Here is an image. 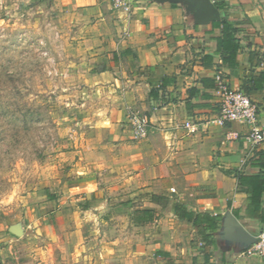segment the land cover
Segmentation results:
<instances>
[{"label":"crops","instance_id":"0c3cea01","mask_svg":"<svg viewBox=\"0 0 264 264\" xmlns=\"http://www.w3.org/2000/svg\"><path fill=\"white\" fill-rule=\"evenodd\" d=\"M49 1L83 83L59 143L64 178L38 211L41 224L46 207L52 214L47 230L68 226L67 263L207 264L210 250L208 264H264L249 253L264 224L245 218L248 190L238 181L264 170V142L246 141L241 123H212L222 73L260 106L264 129V82L253 81L264 73V0H126L120 9L114 0ZM225 19L241 44L234 65L219 52ZM133 112L150 118L146 138H137ZM192 120L197 133L185 128ZM177 205L223 217L215 248L194 243L197 230Z\"/></svg>","mask_w":264,"mask_h":264},{"label":"rangeland","instance_id":"374dc122","mask_svg":"<svg viewBox=\"0 0 264 264\" xmlns=\"http://www.w3.org/2000/svg\"><path fill=\"white\" fill-rule=\"evenodd\" d=\"M55 14L49 0H0V264H69L68 226L47 230L52 214L41 224L38 212L64 178L59 143L83 100Z\"/></svg>","mask_w":264,"mask_h":264},{"label":"built area","instance_id":"2783aa9c","mask_svg":"<svg viewBox=\"0 0 264 264\" xmlns=\"http://www.w3.org/2000/svg\"><path fill=\"white\" fill-rule=\"evenodd\" d=\"M116 9L126 6V0H114ZM216 94L218 98V116L212 123L220 126L241 123L248 126L249 131L245 136L246 141L259 145L264 142V129L259 126L260 106L245 92L233 89L226 77L219 73L216 75ZM130 123L137 138H146L151 129V120L147 115L133 112ZM185 128L190 133H197L199 125L195 120L188 121ZM236 133L228 135L229 140L238 139ZM249 253L264 258V231L261 232L256 243L249 249Z\"/></svg>","mask_w":264,"mask_h":264},{"label":"trees","instance_id":"16d2710c","mask_svg":"<svg viewBox=\"0 0 264 264\" xmlns=\"http://www.w3.org/2000/svg\"><path fill=\"white\" fill-rule=\"evenodd\" d=\"M221 27L223 36L218 40L219 52L227 55L225 58L226 63L234 65L237 53L241 48L239 40L235 37L237 30L226 19L221 22ZM253 81L255 84L260 81L264 82V73L254 77ZM259 159L264 169V152L260 154ZM238 181L241 186L246 187L248 190V204L245 209V218L255 219L264 224V170L254 176L239 175ZM145 215L150 216L151 212H145ZM176 215L180 221L192 223L196 228L195 244H197L198 239H200L207 248H215V233L220 231L223 227V217L221 215L189 211L183 205H177ZM237 216H239V213H237ZM149 220L151 221L152 219ZM205 255L206 263L208 264L212 257V252L207 250Z\"/></svg>","mask_w":264,"mask_h":264}]
</instances>
